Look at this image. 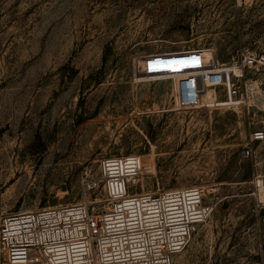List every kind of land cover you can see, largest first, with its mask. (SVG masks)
Masks as SVG:
<instances>
[{"label":"rangeland","instance_id":"1","mask_svg":"<svg viewBox=\"0 0 264 264\" xmlns=\"http://www.w3.org/2000/svg\"><path fill=\"white\" fill-rule=\"evenodd\" d=\"M191 49L264 56V0H0V217L103 200L99 161L134 155L132 193L213 189L174 264H264V61L177 110L142 62Z\"/></svg>","mask_w":264,"mask_h":264},{"label":"built area","instance_id":"2","mask_svg":"<svg viewBox=\"0 0 264 264\" xmlns=\"http://www.w3.org/2000/svg\"><path fill=\"white\" fill-rule=\"evenodd\" d=\"M204 52L191 49L147 57V74L169 75L177 110L200 104L210 87H223L227 99L237 98L233 78L264 61V56L243 52L228 66ZM250 135L251 142L264 138L260 130ZM250 152L246 148L243 154ZM98 170L103 200L95 197L1 216L0 264H174L216 207L207 200L213 189L201 186L132 193L129 179L154 173V165L139 156L103 158ZM257 187L264 193L263 181ZM259 207L264 208V198Z\"/></svg>","mask_w":264,"mask_h":264},{"label":"bare ground","instance_id":"3","mask_svg":"<svg viewBox=\"0 0 264 264\" xmlns=\"http://www.w3.org/2000/svg\"><path fill=\"white\" fill-rule=\"evenodd\" d=\"M205 56L207 57V58H213V57H215L214 55H215V53L213 52V51H211L210 49L209 50H206L205 52ZM147 61H148V59L146 58L142 63H143V68H144V70L143 71H141L140 72V78L143 80V78H148V79H152V80H159V81H161V80H166V79H168L169 78V75L168 74H165L163 71H159V72H156V73H154V74H147V72H146V70H147V65H146V63H147ZM156 64H154L156 67H158V66H163V64H157V62H155ZM165 64V63H164ZM143 75V76H142ZM229 100V102L230 101H234V100H236V98H230V99H228ZM188 105H191V104H188ZM198 105H200V104H198ZM198 105H195V106H198ZM186 105H184V107H185ZM191 106H194V105H191ZM129 181L131 182L132 181V178L131 179H129ZM261 191V190H260ZM261 193L262 194H264L262 191H261ZM23 211V210H22Z\"/></svg>","mask_w":264,"mask_h":264}]
</instances>
